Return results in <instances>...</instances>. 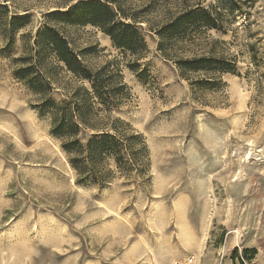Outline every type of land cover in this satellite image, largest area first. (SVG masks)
<instances>
[{
    "label": "rangeland",
    "instance_id": "obj_1",
    "mask_svg": "<svg viewBox=\"0 0 264 264\" xmlns=\"http://www.w3.org/2000/svg\"><path fill=\"white\" fill-rule=\"evenodd\" d=\"M75 1L0 0V264H264V0H190L221 11L227 32L208 31L205 49L218 39L214 50L237 62L215 90L192 87L157 49L151 29L181 0L138 19L149 48L138 71L99 28L48 16ZM44 24L89 67L120 70L129 95L114 114L148 146L142 174L76 181L38 93L14 76ZM246 248L257 252L245 258Z\"/></svg>",
    "mask_w": 264,
    "mask_h": 264
},
{
    "label": "trees",
    "instance_id": "obj_2",
    "mask_svg": "<svg viewBox=\"0 0 264 264\" xmlns=\"http://www.w3.org/2000/svg\"><path fill=\"white\" fill-rule=\"evenodd\" d=\"M120 1L76 0L64 11L56 9L47 14L63 23L99 28L124 58L129 57L128 67L138 71L140 59L149 50L138 19L155 11L159 0H148L136 10L126 9ZM175 8L167 9V16L151 29L158 37L157 49L173 61L192 87L220 88L224 84L222 75L235 73L237 67L235 59L214 50L212 45L220 42L218 39H211L210 49H205L208 31L227 32L221 11L190 0H181ZM25 18L26 15L17 14L11 19L15 26L23 24ZM195 47L202 51H194ZM83 54L84 51L79 53L71 47L59 29L44 24L15 59L14 76L38 93L37 110L50 114V133L60 139V146L77 173V182L104 184L117 172L128 177L140 175L149 163L148 146L140 133L114 114L129 95L128 85L112 61L91 68L84 63ZM62 73L69 75L72 82L62 81ZM56 83L63 90L60 99L51 97L50 91L59 88ZM256 252L255 248H246L243 257Z\"/></svg>",
    "mask_w": 264,
    "mask_h": 264
},
{
    "label": "built area",
    "instance_id": "obj_3",
    "mask_svg": "<svg viewBox=\"0 0 264 264\" xmlns=\"http://www.w3.org/2000/svg\"><path fill=\"white\" fill-rule=\"evenodd\" d=\"M193 259L189 258V261L186 262L184 260H177L175 264H190L192 263Z\"/></svg>",
    "mask_w": 264,
    "mask_h": 264
},
{
    "label": "bare ground",
    "instance_id": "obj_4",
    "mask_svg": "<svg viewBox=\"0 0 264 264\" xmlns=\"http://www.w3.org/2000/svg\"><path fill=\"white\" fill-rule=\"evenodd\" d=\"M188 261H189V259L186 260V262H188Z\"/></svg>",
    "mask_w": 264,
    "mask_h": 264
}]
</instances>
